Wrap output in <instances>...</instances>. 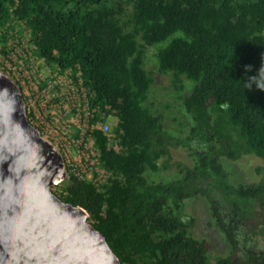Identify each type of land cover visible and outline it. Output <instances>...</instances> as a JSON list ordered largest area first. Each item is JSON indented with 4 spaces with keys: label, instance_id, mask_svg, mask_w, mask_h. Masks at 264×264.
<instances>
[{
    "label": "trees",
    "instance_id": "trees-1",
    "mask_svg": "<svg viewBox=\"0 0 264 264\" xmlns=\"http://www.w3.org/2000/svg\"><path fill=\"white\" fill-rule=\"evenodd\" d=\"M15 26L39 58L85 89L89 125L117 119L118 149L102 129L89 130L106 181L69 173L58 187L122 264H264V176L235 186L222 163L264 160V91L243 86L264 63V0H0L3 53ZM149 48L152 67L170 75L165 95L191 118L172 115L183 135L165 129L151 98L162 86L146 68ZM172 145L187 148L193 163L174 162ZM175 165L180 178H149ZM201 194L230 245L218 258L181 210Z\"/></svg>",
    "mask_w": 264,
    "mask_h": 264
},
{
    "label": "water",
    "instance_id": "water-1",
    "mask_svg": "<svg viewBox=\"0 0 264 264\" xmlns=\"http://www.w3.org/2000/svg\"><path fill=\"white\" fill-rule=\"evenodd\" d=\"M0 87L18 93L15 118L28 130L0 126V264H122L86 209L53 191L70 178L62 150L29 120L1 65Z\"/></svg>",
    "mask_w": 264,
    "mask_h": 264
},
{
    "label": "rangeland",
    "instance_id": "rangeland-1",
    "mask_svg": "<svg viewBox=\"0 0 264 264\" xmlns=\"http://www.w3.org/2000/svg\"><path fill=\"white\" fill-rule=\"evenodd\" d=\"M9 24L14 25L11 22ZM15 28L6 33V53L2 52L3 44H0V65L20 84L29 120L42 133L56 141L62 150L67 168L70 165L76 172L86 175L92 171L96 174L92 181L97 185L104 183L109 175L102 171L93 146V138L89 135L91 126L88 121L89 107L85 89L71 80L69 70H53L48 66L35 54V47L28 42L27 37L19 34L18 26ZM5 30L0 27V34ZM152 54V49L149 48L146 68L151 70L155 77L154 85L162 87L156 94H151V98L155 102V108L165 115V129L171 135H183L174 124L172 115L181 114L187 122L191 118L181 101L174 99L170 94L165 95V87L170 85V75L160 73L152 67ZM164 102L170 104L169 110L165 111ZM116 123V117L110 115L98 125L102 127L108 125L110 132L114 133ZM115 143L113 139L110 141L113 146ZM171 150L174 162L193 163V157L187 148L172 145ZM223 162L236 182H254L264 176L263 170L260 169L264 165V160L254 154L244 155L237 160L224 159ZM149 174L151 180L162 182L183 175L178 172L176 165L171 169ZM53 191L59 196L61 188L56 186ZM181 210L184 216L191 220L189 223L191 234L208 240V252L212 258L229 250L224 234L215 224L211 204L206 197L198 195L185 199Z\"/></svg>",
    "mask_w": 264,
    "mask_h": 264
},
{
    "label": "clouds",
    "instance_id": "clouds-1",
    "mask_svg": "<svg viewBox=\"0 0 264 264\" xmlns=\"http://www.w3.org/2000/svg\"><path fill=\"white\" fill-rule=\"evenodd\" d=\"M246 70L250 71V69ZM253 85L264 91V63L261 64L255 75H249L246 80H243L245 89H251ZM17 97L16 91L8 87H0V126L27 133L28 130L23 129L20 120L15 118V114L21 111Z\"/></svg>",
    "mask_w": 264,
    "mask_h": 264
},
{
    "label": "built area",
    "instance_id": "built-area-1",
    "mask_svg": "<svg viewBox=\"0 0 264 264\" xmlns=\"http://www.w3.org/2000/svg\"><path fill=\"white\" fill-rule=\"evenodd\" d=\"M11 22V21H10ZM12 23V22H11ZM13 24V23H12ZM89 114H90V111H89ZM89 121V120H88ZM32 122V121H31ZM91 128H95V127H98L100 129H102L110 138V141L113 139H115V134L114 133H111L110 132V129L108 127V125H104V127L102 126H99L98 124L97 125H90ZM116 142V141H115ZM116 144V143H115ZM116 149H118L117 147V144L114 146ZM68 162V161H67ZM69 167V170L70 173H73L75 174L76 176L80 177V178H86V179H89V180H93V178H96V174H94L92 171L90 173H88L87 175L86 174H83L81 172H76L75 170L72 169V167L70 165H68ZM103 172H106L102 169ZM97 185V184H96Z\"/></svg>",
    "mask_w": 264,
    "mask_h": 264
},
{
    "label": "flooded vegetation",
    "instance_id": "flooded-vegetation-1",
    "mask_svg": "<svg viewBox=\"0 0 264 264\" xmlns=\"http://www.w3.org/2000/svg\"><path fill=\"white\" fill-rule=\"evenodd\" d=\"M228 160H230V159H228ZM222 163H223V167H224L225 171L227 172V180H228L229 183H231V184H233V185H235V186H237V185H239V184H248V183H246V182H244V181H238V182L234 181V180L232 179V176H231L230 171L226 168L225 163H224V162H222ZM249 183H251V182H249ZM201 195H202V194H201ZM196 196H198V195H196ZM196 196H191V197H196ZM202 196H204V195H202ZM204 197H205V196H204ZM188 198H189V197H188ZM185 199H187V198H185ZM185 199H184V200H185ZM210 204H211V203H210ZM211 211H212V213H213L212 207H211ZM213 218H214V221H215L216 226H218V224H217V222H216V217L214 216V214H213ZM218 228H219L220 231L224 234V236H225V238H226V241H227V237H226L225 232H224L219 226H218ZM200 239H201V238H200ZM202 239L206 240V241H207V245H208V243H209L208 240H207L206 238H202ZM227 243H228V241H227ZM228 245H229V243H228ZM229 251H230V245H229V250H228L226 253H223V254H220V255L214 256V258L221 257V256L227 254Z\"/></svg>",
    "mask_w": 264,
    "mask_h": 264
}]
</instances>
